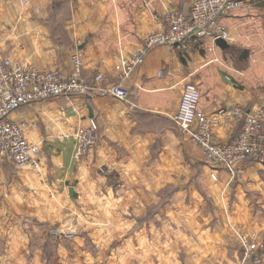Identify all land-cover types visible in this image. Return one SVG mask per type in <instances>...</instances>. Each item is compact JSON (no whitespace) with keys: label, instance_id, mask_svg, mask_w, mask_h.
I'll return each instance as SVG.
<instances>
[{"label":"crops","instance_id":"obj_1","mask_svg":"<svg viewBox=\"0 0 264 264\" xmlns=\"http://www.w3.org/2000/svg\"><path fill=\"white\" fill-rule=\"evenodd\" d=\"M193 1L0 0V47L14 64L58 69L64 76L77 52L83 77L92 84L102 74L106 86L117 80L119 61L163 28L167 12H188ZM242 2L221 20L230 33L228 47L206 41L187 50H150L124 81L127 100L59 97L11 115L25 123L26 138L40 155L23 168L0 166V264H92L79 261L87 250L80 254L79 244L69 242L77 235L51 228L70 222L81 191L93 197L100 190L92 182L100 167L140 180L132 186L130 217L117 219L131 230L120 234L125 241L113 264H240L239 235L254 241L264 264V165L248 164L233 179L212 169L173 119L187 82L200 87L201 110L218 117L221 140L241 127L228 122L226 111L264 106V0ZM92 119L98 124L96 148L75 162L73 135ZM80 174L86 176L83 185ZM160 190L167 191L166 199L160 211L152 210Z\"/></svg>","mask_w":264,"mask_h":264},{"label":"built area","instance_id":"obj_2","mask_svg":"<svg viewBox=\"0 0 264 264\" xmlns=\"http://www.w3.org/2000/svg\"><path fill=\"white\" fill-rule=\"evenodd\" d=\"M242 4V0H194L188 12L170 10L165 14L163 28L147 34L130 58L119 61L117 80L106 86L101 84L105 79L102 74L92 84L83 77V62L77 52L71 56L69 75L64 76L58 69L38 70L14 64L0 47V166L11 163L23 168L35 163L40 155L39 147L26 138L25 123L11 118L21 107L59 97L73 99L95 94L127 100L130 94L124 81L144 62L150 50L159 46L187 50L206 41H227L230 33L221 20ZM201 99L200 87L187 82L173 119L180 132L203 150L206 163L214 170H225L232 179L248 164L264 165V106L247 113L240 107L226 111L224 117L228 122L233 119L241 127L238 133L221 140L216 134L218 117H210L201 110ZM73 137L76 155L91 156L98 142L97 122L90 120ZM213 177L216 179L217 174L213 173ZM239 239L243 248L240 264H261L263 257L254 241L248 235H239Z\"/></svg>","mask_w":264,"mask_h":264},{"label":"rangeland","instance_id":"obj_3","mask_svg":"<svg viewBox=\"0 0 264 264\" xmlns=\"http://www.w3.org/2000/svg\"><path fill=\"white\" fill-rule=\"evenodd\" d=\"M71 152H73L71 157L75 162H81L86 158L76 155L75 142H73ZM79 180L83 185L86 182V176L80 174ZM139 181L137 177L129 173L121 174L119 171L107 170L104 167L98 168L97 173L93 174L92 182L97 186L100 184V190L97 187V190L93 191V197L90 192L81 191L75 206L69 211L72 216L70 222L53 224L51 232L63 231L77 235L76 239H69V242H74L75 245L79 244L80 254L84 249L87 250L86 257L79 258V261L92 264H113L116 247H120L121 242L125 241L120 238V234L122 232L129 233L131 230L129 222L123 223L117 219L121 216L130 217L133 209L130 199L134 195L132 186ZM141 181L145 182L146 179L143 178ZM106 186L109 188L105 189ZM166 192L163 190L154 192L157 203L152 207V210H161L162 203L166 199ZM170 193L172 194L173 190ZM63 211L65 213L66 208H63ZM149 212L151 213V211ZM68 247L72 248L70 243ZM50 254L51 251L46 254V259L49 260L52 257Z\"/></svg>","mask_w":264,"mask_h":264},{"label":"water","instance_id":"obj_4","mask_svg":"<svg viewBox=\"0 0 264 264\" xmlns=\"http://www.w3.org/2000/svg\"><path fill=\"white\" fill-rule=\"evenodd\" d=\"M216 44H217L218 46H220L221 48H226V47H228V43H227V41H226L225 39H222V38L218 39V40L216 41Z\"/></svg>","mask_w":264,"mask_h":264}]
</instances>
